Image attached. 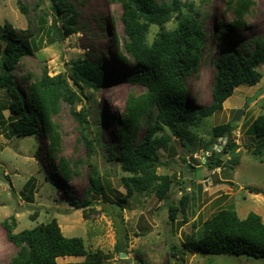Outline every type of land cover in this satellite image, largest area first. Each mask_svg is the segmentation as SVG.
I'll use <instances>...</instances> for the list:
<instances>
[{
    "label": "rangeland",
    "instance_id": "374dc122",
    "mask_svg": "<svg viewBox=\"0 0 264 264\" xmlns=\"http://www.w3.org/2000/svg\"><path fill=\"white\" fill-rule=\"evenodd\" d=\"M54 1L60 0H0V59L7 44L5 39L12 35L35 41L36 53L24 58L14 71L21 94L25 96L34 81L27 77H40L46 68L49 76H66L78 96L75 103L60 101L54 121L59 126L61 148L52 156L50 138L42 130L40 134L22 137L5 130L12 114L8 109L9 96L0 90V264H11L18 251L2 226L3 221L11 218L16 221V233L57 219L66 237L83 238L87 256L60 258V263L264 264V257L202 254L188 245L191 237L199 238L204 223L224 208L235 209L242 219L250 213L258 214L264 222V150L260 154L256 149V144L264 146V141L251 131L258 118L264 116V64L258 67L263 74L259 84H242L220 112L194 125L181 126L186 146L168 128L157 133L158 138L170 139L160 151L156 166L158 174L174 178L172 204L179 206L184 194L192 197L188 222H184L181 213L172 222L168 208L154 193L127 197L122 178L128 174L109 151L111 147L114 153L118 151L115 146L128 97L142 95L147 88L120 81L95 90L83 84L77 86L69 74L71 63L79 58L106 64L110 77L136 71L134 62L125 66L115 59L113 37L119 40L121 49L124 42L120 0H65L78 16L74 24L76 33L64 39L61 31L69 14L57 15L52 8ZM227 1L182 0L193 2L205 15L203 58L198 72L187 79L188 102L193 109L200 110L212 103L216 59L233 48L245 51L246 43L264 37V0H254L246 16L247 27L241 29L230 27V12L223 14ZM21 5L27 14L22 13ZM175 26L171 20L167 29ZM224 27L227 31L222 33ZM51 28H56L52 37L48 35ZM159 31L158 27H152L150 42ZM239 109H243L241 120L227 135L214 138V129L231 123ZM83 111L89 114V124L75 115ZM145 133L143 125L138 139ZM88 140L92 142L90 146ZM229 140L238 146L236 165L230 164ZM214 150L219 152L220 166L211 168L206 163L209 157L213 160ZM61 157L69 160L77 172L70 181L58 174ZM93 166L104 183L100 194L91 190ZM250 188L260 193H252ZM85 198L92 205L83 209L72 206V202L81 204ZM117 245L121 246V252Z\"/></svg>",
    "mask_w": 264,
    "mask_h": 264
},
{
    "label": "trees",
    "instance_id": "16d2710c",
    "mask_svg": "<svg viewBox=\"0 0 264 264\" xmlns=\"http://www.w3.org/2000/svg\"><path fill=\"white\" fill-rule=\"evenodd\" d=\"M122 5L121 22L124 30V42L121 49L120 42L113 37L117 50L115 59L127 66L131 62L137 65L133 74H119L110 77L106 64L79 58L71 63L69 74L73 82L81 87L99 90L103 86L115 82H132L141 84L147 91L139 96L128 97L125 110L121 118L122 126L119 130V141L109 148L111 158L119 163L128 176L122 178L127 190V197L136 193H154L164 206L168 208L169 219L174 222L180 213L184 222H188L189 204L192 197L184 194L179 206L172 204L174 178L160 175L157 162H160V151L170 141L168 137H157V133L168 128L184 146L186 137L181 126L194 125L223 109L224 103L232 97L236 88L242 84L255 86L263 79L258 67L264 64V37L253 38L245 44L247 50L233 48L224 51L215 61L212 103L200 110L193 109L188 102L187 79L198 72L205 50L206 32L203 22L205 15L193 2L183 3L182 0H120ZM254 0H228L223 14L231 13L230 27L245 28L246 16L250 13ZM53 11L57 15L69 14L63 21L62 39L76 33L74 24L78 13L65 0L54 1ZM23 14L27 9L21 5ZM71 14V15H70ZM65 16V15H64ZM175 21V28L167 29V24ZM43 25L45 20L42 21ZM152 27L160 31L153 41H149ZM8 33L11 30H6ZM56 28L48 31L54 36ZM227 27L222 28L225 33ZM5 39V38H4ZM7 42L3 56L0 59V90H5L10 99L8 109L11 111L9 126L13 136H33L40 134V130L50 138L52 156L60 151L61 135L59 126L54 121V115L59 112L60 101L75 103L78 99L70 88L68 79L64 75L49 76L45 68L42 76L30 75L27 79H34L27 87L23 96L16 84L15 69L24 58L36 53L35 41L30 37L12 35L5 39ZM81 120L89 124L86 111ZM145 125L146 133L138 139L140 128ZM231 123L220 125L214 129V138L224 137ZM254 135L264 141V116L253 125ZM99 138V134H96ZM89 146L92 144L88 140ZM213 144V143H211ZM191 146L189 145V148ZM231 165H236L237 144L228 141ZM91 149V147H90ZM257 153H262V143L256 144ZM213 160L208 158L206 163L211 168L220 166L219 152H212ZM186 162L185 159H183ZM59 176L70 181L77 174L71 168L69 160L61 157L58 162ZM191 169V168H190ZM91 183L94 193L103 191L104 183L92 167ZM250 192L259 194L256 188ZM167 201L170 203L167 204ZM92 205L85 198L81 204L72 202L76 209H83ZM7 232L8 240L18 249L12 257L11 264H78L60 263V258L87 256L85 240L81 237H66L57 221L38 225L32 229L14 232L16 221L5 220L2 223ZM188 245L194 252L202 254H233L247 255L255 258L264 257V222L260 215L250 213L244 219L240 218L233 208H224L208 219L202 228L199 238L191 237ZM117 250L122 251L117 245ZM92 264H100L93 261Z\"/></svg>",
    "mask_w": 264,
    "mask_h": 264
},
{
    "label": "water",
    "instance_id": "95a60500",
    "mask_svg": "<svg viewBox=\"0 0 264 264\" xmlns=\"http://www.w3.org/2000/svg\"><path fill=\"white\" fill-rule=\"evenodd\" d=\"M242 114H243V109H239L237 110L235 116L233 117V120L231 122V126L230 128L228 129L227 133L231 130L232 126L235 125L236 122H239L241 120V117H242ZM226 133V135H227ZM201 177V172H198V178ZM167 204H169V202L167 201ZM30 210L32 209L31 207H28Z\"/></svg>",
    "mask_w": 264,
    "mask_h": 264
}]
</instances>
